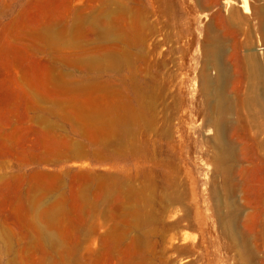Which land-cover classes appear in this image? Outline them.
I'll return each instance as SVG.
<instances>
[{"label":"rangeland","instance_id":"1","mask_svg":"<svg viewBox=\"0 0 264 264\" xmlns=\"http://www.w3.org/2000/svg\"><path fill=\"white\" fill-rule=\"evenodd\" d=\"M122 1L0 0V264H264V68L255 79L248 60L253 54L264 66V0H248L247 14L239 0ZM96 20L112 35L102 36ZM216 38L235 101L224 133L244 159L233 194L234 184L213 174L205 142L213 130L198 115L202 80L217 77V59L203 50ZM108 53L128 60L108 68ZM252 82L259 100L246 108ZM166 119L172 139L177 126L193 132L174 160L179 185L148 175V141L167 139ZM145 181L156 190L146 193ZM219 215H235L236 240Z\"/></svg>","mask_w":264,"mask_h":264},{"label":"bare ground","instance_id":"2","mask_svg":"<svg viewBox=\"0 0 264 264\" xmlns=\"http://www.w3.org/2000/svg\"><path fill=\"white\" fill-rule=\"evenodd\" d=\"M137 1V0H136ZM135 1V2H136ZM124 2H125V0H124ZM123 1H122V3L123 4H125ZM232 2V1H231ZM121 3V2H120ZM249 2H248V0H239V3H238V8H240L241 10H242V12L243 13H245V14H247V12H250L249 10H251L250 9V4H248ZM119 4V3H118ZM132 4V3H131ZM232 4V3H231ZM126 5V4H125ZM128 6V5H127ZM229 6H231L230 4H229ZM264 6V5H263ZM119 7H123V8H125L124 6H119ZM134 7V6H133ZM136 7V6H135ZM109 8V7H108ZM110 9V8H109ZM129 9H130V7H129ZM133 9V8H132ZM119 10V9H118ZM121 10H122V8H121ZM125 10H126V8H125ZM131 10V9H130ZM156 10V9H155ZM108 12H109V10H107ZM120 11V10H119ZM129 11V10H128ZM134 11V10H133ZM112 12V11H111ZM110 12V13H111ZM121 12V11H120ZM258 13H259V11H257ZM123 13H125L124 11H123ZM130 13V12H129ZM137 13H138V11H137ZM122 14V13H121ZM133 14H134V12H133ZM260 15L259 16H261L262 18V21L261 22H263V24H264V7L262 8L261 7V9H260V13H259ZM112 15V14H111ZM124 14H122L121 15V17L123 16ZM138 15H139V13H138ZM137 14H136V17L138 16ZM131 16V15H130ZM133 16V15H132ZM131 16V17H132ZM134 16H135V14H134ZM162 16V15H161ZM258 16V17H259ZM106 17V16H105ZM140 17H144V16H140ZM93 18V17H92ZM91 18V22H92V24H93V20H95V19H92ZM95 18V17H94ZM108 18V17H107ZM106 18V20H105V22L107 23H109V21H108V19ZM118 18H119V20L121 19L120 18V16H118ZM89 19V18H88ZM96 19H97V17H96ZM104 19V18H103ZM115 19V18H114ZM117 19V18H116ZM130 19V18H129ZM137 19V18H136ZM136 19H134L135 21H139V20H142V18L141 19H139V20H136ZM147 19V18H146ZM98 20H96V24L97 23H100V22H97ZM121 21H124V20H121ZM133 21V20H132ZM131 20L129 21V22H132ZM104 22V23H105ZM111 22V21H110ZM144 22V21H143ZM95 23V22H94ZM105 23V24H106ZM112 23V22H111ZM104 24V25H105ZM134 24V23H133ZM94 25V24H93ZM97 25H100V24H97ZM104 25L102 26V25H100L101 27V32L100 33H102L101 35L103 36H111L112 35V32H111V30H110V28H111V26L110 27H108V26H106V27H104ZM131 25H132V23H131ZM264 26V25H263ZM262 26V27H263ZM95 27V26H94ZM99 27V26H98ZM108 27V28H107ZM99 28V29H100ZM264 28V27H263ZM100 36V35H99ZM101 37V36H100ZM115 39V38H114ZM204 54H211L212 55V57L214 58L215 57V59L214 60H216L215 62H214V64L212 65V67H214V69L217 71V77L215 78V79H211L210 77H205L203 80H202V83H201V88H202V90H201V92H202V97H203V100H204V105H203V107H202V109H200V110H198V115H200V116H203V125L205 126V127H210V129L211 130H213V135H211L210 137H207L206 139H205V142H207V143H209L210 144V147H211V159H210V162H211V164H212V166H213V174H219L220 176H221V178H222V180H223V182L222 183H231V181H236L237 182V177L239 176V175H241V174H243V170L242 169H244V165L242 166V161L244 160V159H242L239 155H238V153L236 152V150H235V146H236V140L234 139V135H233V133H229V132H227L226 134L224 133L225 132V130L226 129H228L229 127H230V125L232 126V124H231V122L232 121H234L233 119H232V121H231V116H232V113H233V110H234V107H233V103L232 102H235V101H232L231 99H230V94L229 93H227L228 91H227V88L224 86V85H226V83H225V81H226V79H225V74H226V70H225V67H224V65L222 64V62H220L219 61V57H220V55H221V52H222V40L220 39V38H216L214 41H213V45H212V47L210 48V47H205L204 48ZM114 53V52H113ZM121 53V52H120ZM108 55H110V56H108ZM108 59H110L111 60V62H112V60H114L116 57H118L119 55H117V53L113 56L111 53L109 54L108 53ZM252 55L253 54H251V58H249L250 57V55H248L249 57H248V60L249 59H251L250 60V62H251V65H250V67H251V69H252V71H251V73H252V75L254 76V78L255 79H257V78H259L258 76H260V72H262V70H263V68H264V66L261 64V63H259V61L258 60H256V57L253 55V57H252ZM208 56V55H207ZM106 57V56H105ZM255 57V58H254ZM120 59L122 58V57H119ZM119 58H116V59H118L119 61H120V59ZM104 59H106V58H104ZM115 59V60H116ZM123 60H126L127 59V57H126V59H124V57L122 58ZM109 60V61H110ZM128 60V59H127ZM108 61V60H107ZM119 61H118V63H119ZM122 61V60H121ZM108 62V63H110V66H109V64H107L108 65V68L110 67L111 68V65L112 64H115L114 62ZM128 62H130V61H128ZM249 62V61H248ZM105 63V62H104ZM118 63L117 64H115V66H117L118 65ZM132 63V62H131ZM105 65V64H104ZM122 65H123V63H122ZM98 66V65H97ZM100 66V65H99ZM106 66V65H105ZM115 66H113V68H115ZM125 66H127V65H125ZM92 67H93V65H92ZM101 67V66H100ZM102 67H103V65H102ZM118 67H119V65H118ZM118 67H116L117 69H118ZM112 68V69H113ZM120 70V69H119ZM111 71V70H110ZM121 71V70H120ZM116 72V71H115ZM118 72V71H117ZM131 73H133V72H131ZM119 74H121V73H119ZM134 74V73H133ZM133 74H131V75H133ZM137 74H138V72H137ZM124 75V74H123ZM122 74L120 75L121 77L123 76ZM126 75V74H125ZM129 75V74H128ZM138 75H140V74H138ZM262 75V74H261ZM134 76V75H133ZM123 77H125V76H123ZM130 78H131V76H130ZM125 79V78H124ZM123 79V80H124ZM133 80L134 79H136L135 77L134 78H132ZM126 80V79H125ZM137 80V79H136ZM127 81V80H126ZM135 82V81H134ZM139 82V81H138ZM135 83H137V82H135ZM140 83H141V81H140ZM255 82H252L251 83V85H250V88H249V92H248V94L245 96V99H242L243 100V103H244V105L246 106V108H248V107H250V106H252V105H254V104H256L257 102H258V98L254 95V93H253V91H254V87H252V85L254 84ZM123 84H125V82L123 83ZM130 84H132V82L130 83ZM138 84V83H137ZM142 85L143 84H141V87H142ZM149 87V86H148ZM152 87V86H151ZM133 88H134V86H133ZM145 88V87H144ZM154 88V87H153ZM135 89V88H134ZM134 89H132V91L134 90ZM155 89H156V87H155ZM159 88H157V90H158ZM138 89H136V91H137ZM142 90V89H141ZM156 90V91H157ZM227 92H226V91ZM145 91V90H144ZM143 91V92H144ZM149 91V90H148ZM116 92V91H115ZM134 92L135 91H133V94H134ZM142 91L140 92V93H143ZM138 94L137 95V93H135L137 96H138V98H139V95H141V94ZM145 94H146V92H144ZM164 93V92H163ZM125 94V93H124ZM153 93H151V95H152ZM229 94V95H228ZM136 95H134L135 97L134 98H136L137 96ZM144 95V94H143ZM143 95H141L140 96V98H139V101H141V102H139V101H137L136 103L139 105V104H142L143 103V105H144V103H145V99H144V97H143ZM150 95V96H151ZM160 95V94H159ZM165 95H166V92H165ZM111 96V95H110ZM127 96L129 97V95L127 94ZM153 96H155V93H154V95ZM156 96H157V93H156ZM164 95H161V97H163ZM233 96V95H232ZM160 97V96H159ZM109 98V97H108ZM151 98L152 97H150V100H151ZM127 99H129V98H127ZM137 99V98H136ZM135 99V100H136ZM159 99H161V98H159ZM163 100L165 99V98H162ZM161 99V100H162ZM109 100H111V102H112V98L111 99H109ZM108 100V101H109ZM129 100H131V99H129ZM155 100H156V98H155ZM160 100V101H161ZM162 100V101H163ZM235 100V99H234ZM241 100V101H242ZM121 101H123V100H121ZM132 101V100H131ZM152 101H153V98H152ZM114 102V104H115V102L116 101H113ZM125 102V101H124ZM130 102V101H129ZM151 102V101H150ZM156 102H158V100H156ZM130 103H132V102H130ZM151 103H153V102H151ZM163 103V102H162ZM259 103H261V102H259ZM120 104V103H119ZM148 104H149V102H148ZM164 104H166L167 105V103L164 101ZM118 105V104H117ZM127 105V104H126ZM146 105V104H145ZM150 105L151 106H153L152 104H149V106H148V108H150ZM154 105H155V102H154ZM165 105V107H167ZM236 105V103L234 104V106ZM243 105V104H242ZM264 105V104H263ZM109 106V105H108ZM121 106V105H120ZM129 106V105H128ZM132 106L133 107H131L130 108V112L134 115V111H132V108L134 109V105L132 104ZM142 106V105H141ZM147 106V105H146ZM162 106H164V105H162ZM257 107L259 106V105H256ZM112 107V106H111ZM115 107V106H114ZM138 107V106H137ZM236 107V109L238 110V108H237V106H235ZM261 107V109H263L262 108V106H260ZM110 108V107H109ZM143 108L144 107H142V109H140V108H138V109H140V110H143ZM154 108V107H153ZM163 108V107H162ZM117 109V108H116ZM124 110H125V108H123ZM122 109V110H123ZM135 109H136V107H135ZM151 109V108H150ZM155 109V108H154ZM157 109V108H156ZM244 108H242V110H243ZM149 110V109H148ZM245 110H247V109H244V111ZM108 111V110H107ZM112 111V110H111ZM136 111V110H135ZM139 111V110H138ZM145 111V110H144ZM153 110H150V112H147L148 113V115H150L149 116V118L151 119V112H152ZM161 111L162 112H165V110H162L161 109ZM166 111H167V109H166ZM96 112V111H95ZM105 113H106V111H104ZM129 112V113H130ZM157 112V111H156ZM161 112V113H162ZM238 112V111H237ZM236 112V113H237ZM263 113H264V111H262ZM126 113V112H125ZM130 113V114H131ZM151 113V114H150ZM165 113H167V112H165ZM245 113V112H244ZM261 113V112H260ZM107 114H108V112H107ZM111 114V113H110ZM109 114V115H110ZM123 114V113H122ZM127 114V113H126ZM146 114V111L144 112V115ZM153 114H155V113H153ZM93 115V114H92ZM96 115V114H95ZM138 115H140L139 114V112H138ZM148 115H146L147 117H148ZM157 115H158V113H157ZM160 115V114H159ZM162 115V114H161ZM165 115V114H164ZM166 115H168V113L166 114ZM165 115V116H166ZM234 115V114H233ZM116 116H117V114H116ZM106 117V116H105ZM111 117V119L112 118H114L113 116H110ZM108 115H107V118L109 119L110 118ZM136 117H137V114H136ZM167 117V116H166ZM171 117V116H170ZM116 118V117H115ZM114 118V119H115ZM118 118V117H117ZM126 118V117H125ZM125 118L123 117V119L124 120H122V122H120V123H123V121H125ZM154 118V117H153ZM152 118V119H153ZM165 117H163L162 116V119H164ZM169 118V117H168ZM167 118V119H168ZM260 118H261V116H260ZM263 119H264V117H262ZM119 119H121V118H119ZM135 119V118H134ZM134 119H132L133 121L132 122H134L135 120ZM138 118H136V120H137ZM155 119V118H154ZM166 119V120H167ZM235 119V118H234ZM129 120V119H128ZM127 120V121H128ZM140 120V119H139ZM112 122H115L116 120H111ZM120 120H118V122H119ZM127 121H126V123H124V125L126 124V127H125V129L122 127V129H124V131H125V133L127 134H129V133H131L133 130H132V127L134 126V124H133V126H132V122L130 123L129 121H128V123H127ZM154 123L156 122L155 120H152ZM163 121V120H162ZM260 121H262V120H260ZM146 122V121H145ZM164 122V121H163ZM162 122V123H163ZM201 122V121H200ZM137 123H138V121H137ZM140 123V122H139ZM233 123V122H232ZM151 125L153 124V123H150ZM156 124V126H157V123H155ZM166 124V123H165ZM234 124V123H233ZM141 125V124H140ZM263 125V124H262ZM262 125H261V127H262ZM115 126H117V125H115ZM235 126V125H234ZM233 126V127H234ZM137 127H139V126H137ZM150 127H154L153 125L152 126H150ZM163 127V126H162ZM162 127H161V129H162ZM165 127V126H164ZM260 127V128H261ZM110 128H112L111 127V125H110ZM134 128V127H133ZM142 128V127H141ZM145 128H147L146 126H145ZM157 128V127H156ZM171 128V124L169 123V121L167 120V126L164 128V130H165V132H164V134L167 136V139L165 140H163V139H158V140H154L153 142H151V141H148V144H152L153 143V148H152V151L150 152V155H149V157H150V160L148 161L149 162V164H148V175H149V179L150 180H152V181H162V182H166V183H171V182H176L177 184H178V182L181 180H179L178 182H177V180H176V178L174 177V175H172L171 174V172H172V170H173V168L174 167H177V166H175V162H174V160L178 157V153H177V150L178 149H180V147L181 148H183V142L187 139V138H189V137H191V136H193V132H191V131H189L187 134H185V133H183L182 132V130H181V127L180 126H177L176 127V129H175V133L177 134V139H172L171 138V133H170V129ZM231 128V127H230ZM229 128V129H230ZM119 129V128H118ZM155 129V128H154ZM209 129V128H208ZM207 128H205V130H208ZM107 130V131H106ZM105 131L108 133V129H106ZM112 130V129H111ZM111 130H110V132H111ZM138 130V129H137ZM157 130V129H156ZM204 130V129H203ZM204 130V131H205ZM233 130V129H232ZM113 132H116V131H114V129L112 130ZM120 131H122L121 130V126H120ZM151 130H149L148 132H150ZM153 131V130H152ZM162 131V130H161ZM119 132V131H118ZM117 132V133H118ZM136 131H134V133H135ZM146 132V131H145ZM231 132V131H230ZM234 132V131H233ZM122 133V132H121ZM120 132L118 133L119 134V137H121L120 136V134H121ZM133 133V134H134ZM162 133V132H161ZM237 133V132H236ZM106 134V133H105ZM109 134V133H108ZM116 134V133H115ZM132 134V133H131ZM132 134V135H133ZM136 134H137V132H136ZM139 134H140V132H139ZM147 134V133H146ZM158 134H160V132H158ZM131 135V136H132ZM150 135H152V133L150 132V134H149V136ZM108 136V135H107ZM134 136V141H135V139H136V137H135V135H133ZM146 136V135H145ZM155 136L156 135H153V137H154V139H155ZM118 137V138H119ZM123 137V136H122ZM127 137H129V136H127ZM126 137V138H127ZM152 137V138H153ZM107 138V137H106ZM236 138V137H235ZM129 139V138H128ZM133 139V138H132ZM138 139H140V138H138ZM194 139H196V138H194ZM107 140V139H106ZM125 141V140H124ZM132 141V140H131ZM130 140H129V142H131ZM144 141V140H143ZM136 142V141H135ZM135 142H133L134 144H135ZM145 142V141H144ZM261 142V141H260ZM260 142H258L259 143V145L261 146V148H262V146L264 145V142H263V140H262V145L260 144ZM122 143V142H121ZM124 143V142H123ZM127 143V142H126ZM137 143V142H136ZM139 143V142H138ZM141 143V142H140ZM237 143H238V141H237ZM129 144H131V143H129ZM110 145V144H109ZM131 145H133V144H131ZM130 145V146H131ZM136 145H139V144H136ZM135 145V146H136ZM140 146V145H139ZM256 146V145H255ZM123 147V146H122ZM126 146H124V148H125ZM133 147H134V145H133ZM138 147V146H137ZM259 147V146H258ZM260 148V147H259ZM120 149H121V146H120ZM134 149V148H133ZM138 150H139V147H138ZM260 150V149H259ZM262 150V153H261V161L262 162H264V149L262 148L261 149ZM120 151V150H119ZM134 151H135V149H134ZM136 151H137V149H136ZM118 152V151H117ZM145 152V151H144ZM138 153V152H137ZM136 153V154H137ZM144 155H145V153H143ZM241 154H242V152H241ZM244 155V154H243ZM242 155V156H243ZM140 156V155H139ZM147 156V155H146ZM260 156V155H259ZM145 159V158H144ZM147 159V158H146ZM182 162V161H181ZM250 162V161H249ZM183 163V162H182ZM185 164V163H184ZM264 165V164H263ZM247 166V165H246ZM178 168V167H177ZM234 168H237V171H235V172H233L234 171ZM239 168V169H238ZM176 169V168H175ZM174 169V170H175ZM246 169V168H245ZM243 172H242V171ZM136 172V171H135ZM240 172H241V174H240ZM178 174V173H177ZM263 174V173H262ZM177 177V176H176ZM179 177H180V175H179ZM241 177V176H240ZM242 177H243V175H242ZM144 179H145V177H144ZM243 179V178H242ZM241 179V180H242ZM135 180V179H134ZM139 180V179H138ZM176 180V181H175ZM128 181H130V180H128ZM144 181V180H143ZM141 182H142V180H141ZM140 182V183H141ZM241 182V181H240ZM127 183V182H126ZM145 183H146V181H145ZM150 183V182H149ZM175 183V184H176ZM180 183H181V181H180ZM239 183V182H238ZM242 183V182H241ZM151 184V183H150ZM150 184H148V183H146L145 185H149L148 187L146 186V188H147V191H146V193L148 192V190H152L153 188H150V189H148L149 187H150ZM153 184V183H152ZM174 184V186H176ZM228 184H223V187H224V185H225V188H226V186H230V185H232V184H234V187H233V185L231 186L232 188L231 189H228L229 187H227V189H228V192L230 191V193L231 194H233L234 193V191H235V185H237V184H235V182L234 183H231L230 185H228ZM121 185H122V183H121ZM124 185V184H123ZM122 185V186H123ZM140 185V184H139ZM144 185V184H143ZM144 185V186H145ZM155 185V184H154ZM179 185V184H178ZM121 186V187H122ZM143 186V188L144 189H146L145 187ZM173 186V187H174ZM180 186H182V185H180ZM130 187V185L128 186V188ZM132 187V186H131ZM151 187H154L153 185H151ZM177 187V186H176ZM126 188V187H125ZM133 188V187H132ZM140 188H142V186L141 187H139V191H140ZM154 188H156V187H154ZM167 188V187H166ZM172 188V187H171ZM160 189V188H159ZM163 189H164V187H163ZM173 189V188H172ZM171 189V190H172ZM177 189V188H176ZM175 189V190H176ZM179 189H181V188H179ZM226 189V190H227ZM133 190V193L135 192L134 191V188L132 189ZM143 190V189H142ZM156 189H153V191H155ZM169 190V189H168ZM170 190V191H171ZM223 190H225V189H223ZM149 191V193H151ZM170 191H167V192H170ZM212 193H214V194H216L217 192V190H216V188H213L212 190ZM141 193H142V191H140ZM143 192H144V190H143ZM159 192V191H158ZM165 192V191H164ZM164 192H162L161 194H163L161 197L162 198H165V199H167V197H166V195H165V197H163L164 196ZM180 193L179 194H181V195H183L182 194V192L181 191H179ZM129 193H131V195H133L132 194V192H129ZM137 193V196L139 195L140 196V194L141 193H139V192H136ZM148 193V194H149ZM173 193H176V191H174L173 190ZM230 193H228V194H230ZM167 194V193H166ZM178 194V195H179ZM227 193H226V195H228ZM142 195V194H141ZM147 195V194H146ZM151 194H149L148 196L149 197H151L150 196ZM152 195H153V197H154V193H152ZM177 195V196H178ZM130 196V195H129ZM138 196V197H139ZM145 196V195H144ZM147 196V197H148ZM169 197L171 196L170 195V193H169V195H168ZM176 196V197H177ZM141 197V196H140ZM148 197V198H149ZM182 197L183 196H181V198L179 199V200H181L182 199ZM142 198V197H141ZM179 198V197H178ZM170 199V198H169ZM174 199H177V198H173V201H174ZM144 201H145V197H144V199H143ZM146 200H148V199H146ZM178 200V199H177ZM149 201V200H148ZM163 202V201H162ZM167 202H169L168 201V199H167ZM172 202V201H171ZM173 205V204H172ZM172 205H169V206H172ZM134 209V208H133ZM133 211V210H132ZM134 212V211H133ZM132 212V213H133ZM231 212V211H230ZM131 213V212H130ZM143 213V212H142ZM138 214H140V213H138ZM184 214H186L187 215V213L185 212ZM183 214V215H184ZM226 214H228V212L226 213ZM230 215H232L231 213H229ZM136 215H134V217H135ZM188 216V215H187ZM229 216V215H228ZM182 217V216H181ZM139 218V217H138ZM183 218V217H182ZM187 218V217H186ZM147 219V218H146ZM146 219H144V221L146 220ZM180 218H178V220H179ZM185 219V218H184ZM232 219H235V215L232 217L231 216V218L229 219L228 217H226L225 215L224 216H222V215H219L218 216V223H219V225H220V229L223 231V230H226V232H227V234H228V231L230 230V231H232L230 234L232 235V237H230L231 238V240H232V238L234 239V240H236V238L238 237V232H237V230H236V228H235V225L233 224V221H232ZM137 220V219H136ZM141 220V219H140ZM148 220V219H147ZM177 220V221H178ZM142 221V220H141ZM177 221H176V223H177ZM146 222V221H145ZM142 223V222H141ZM174 225V224H173ZM218 225V226H219ZM172 226V225H171ZM224 234H226V233H224ZM226 234V235H227ZM229 234V235H230ZM51 238H52V236L51 235H49ZM48 236V237H49ZM50 239V238H49ZM244 248H245V246H244ZM244 248L243 247H239L238 248V250H240V249H243L244 250ZM243 264H246L245 262H243Z\"/></svg>","mask_w":264,"mask_h":264}]
</instances>
